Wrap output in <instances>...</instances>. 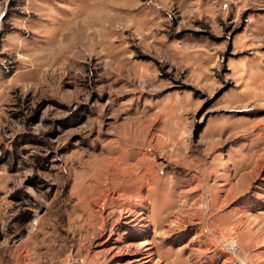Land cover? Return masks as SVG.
Segmentation results:
<instances>
[{"label": "rangeland", "instance_id": "obj_1", "mask_svg": "<svg viewBox=\"0 0 264 264\" xmlns=\"http://www.w3.org/2000/svg\"><path fill=\"white\" fill-rule=\"evenodd\" d=\"M222 236L264 264V0H0V264H221Z\"/></svg>", "mask_w": 264, "mask_h": 264}, {"label": "bare ground", "instance_id": "obj_2", "mask_svg": "<svg viewBox=\"0 0 264 264\" xmlns=\"http://www.w3.org/2000/svg\"><path fill=\"white\" fill-rule=\"evenodd\" d=\"M115 197V196H114ZM110 198V197H109ZM107 199V198H106ZM110 200V199H109ZM139 200V199H138ZM213 199H210L209 202H206L205 200L203 201L202 199V206H203V209L206 210V204H210V202H212ZM140 201V200H139ZM142 201V200H141ZM131 203H135L134 202H131ZM123 204V203H122ZM133 204H130V203H127L126 202V206L123 207V209H120V213L119 215H121L120 217H132L131 220H137L138 216H140L142 214L141 211H135L133 209ZM136 204V203H135ZM139 204V203H138ZM140 205V204H139ZM105 206V205H104ZM137 205H135L136 207ZM201 206V205H200ZM119 217V218H120ZM229 232V230H227ZM236 233V232H235ZM226 237V236H225ZM229 236L227 238H225L224 240V237H220V241H221V245L223 248H225L226 252L229 254L228 257H224V259L222 260L221 264H224V262L226 261H229L232 260V255L234 253H238L237 250L239 249V247H237L238 249H233V248H230L228 247L230 242L228 241L229 240ZM233 241V240H232ZM142 246L144 245H147L149 243L148 240H143L142 242H140ZM208 253V252H207ZM143 256L141 257L142 260H139V259H135L136 261L138 260V264H149L150 262H152L151 264H157V261H152V257H151V252L149 251V248L148 247H145L143 248ZM229 258V259H228ZM236 261L239 263V264H244V261L242 260L243 258L240 257V255L236 254V257H235ZM135 260H131V262L135 261ZM233 263V262H232ZM246 264V263H245Z\"/></svg>", "mask_w": 264, "mask_h": 264}, {"label": "crops", "instance_id": "obj_3", "mask_svg": "<svg viewBox=\"0 0 264 264\" xmlns=\"http://www.w3.org/2000/svg\"><path fill=\"white\" fill-rule=\"evenodd\" d=\"M205 187H206V184H204V188ZM237 188H238V186L233 185L230 193H232V194L236 193L237 192L236 191ZM206 195H207V201L205 200L206 202H209L210 199H213L212 202H210V204H206L207 207H208L207 211H210V210H212L213 206L219 201L218 200L219 198L217 197V195L215 193V189L212 190V188L211 189H207ZM132 202H134V201H132ZM207 207H206V209H207Z\"/></svg>", "mask_w": 264, "mask_h": 264}, {"label": "built area", "instance_id": "obj_4", "mask_svg": "<svg viewBox=\"0 0 264 264\" xmlns=\"http://www.w3.org/2000/svg\"><path fill=\"white\" fill-rule=\"evenodd\" d=\"M235 259H233V264H239ZM55 264H85V259L81 256L74 257L70 252L63 260Z\"/></svg>", "mask_w": 264, "mask_h": 264}]
</instances>
